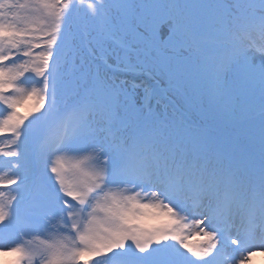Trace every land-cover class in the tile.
I'll list each match as a JSON object with an SVG mask.
<instances>
[{"label":"snow or ice","instance_id":"obj_1","mask_svg":"<svg viewBox=\"0 0 264 264\" xmlns=\"http://www.w3.org/2000/svg\"><path fill=\"white\" fill-rule=\"evenodd\" d=\"M256 252L264 0H0V264Z\"/></svg>","mask_w":264,"mask_h":264},{"label":"rangeland","instance_id":"obj_2","mask_svg":"<svg viewBox=\"0 0 264 264\" xmlns=\"http://www.w3.org/2000/svg\"><path fill=\"white\" fill-rule=\"evenodd\" d=\"M260 254H261V257H260L259 259H260V260H264V252H260ZM256 258H257L256 254L253 255V256L248 260L247 264H255V261L257 260ZM14 259H15V257H13V256H11V255L9 256V258L4 257V260H5V263H6V264H7V263L12 264V262L14 261Z\"/></svg>","mask_w":264,"mask_h":264},{"label":"bare ground","instance_id":"obj_3","mask_svg":"<svg viewBox=\"0 0 264 264\" xmlns=\"http://www.w3.org/2000/svg\"><path fill=\"white\" fill-rule=\"evenodd\" d=\"M9 256H10V255H8V256H5V257L9 258ZM5 264H6V263H5ZM7 264H10V263H7Z\"/></svg>","mask_w":264,"mask_h":264}]
</instances>
